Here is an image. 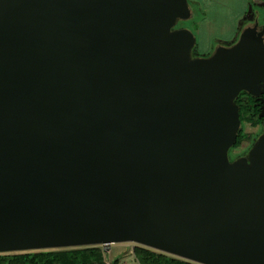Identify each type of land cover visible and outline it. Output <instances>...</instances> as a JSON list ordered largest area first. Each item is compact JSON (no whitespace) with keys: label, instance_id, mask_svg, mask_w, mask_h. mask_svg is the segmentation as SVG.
Segmentation results:
<instances>
[{"label":"water","instance_id":"95a60500","mask_svg":"<svg viewBox=\"0 0 264 264\" xmlns=\"http://www.w3.org/2000/svg\"><path fill=\"white\" fill-rule=\"evenodd\" d=\"M188 0H0V254L134 243L264 264V24L208 56Z\"/></svg>","mask_w":264,"mask_h":264},{"label":"rangeland","instance_id":"374dc122","mask_svg":"<svg viewBox=\"0 0 264 264\" xmlns=\"http://www.w3.org/2000/svg\"><path fill=\"white\" fill-rule=\"evenodd\" d=\"M188 2L193 16L189 21L179 23L177 27H187L194 34L197 40L196 53L200 55L211 52L218 44L229 43L235 39L241 24L248 20L252 13L262 14L264 10V0H188ZM246 25H250L249 22ZM95 246L102 250L106 264L113 263L115 259H118V264H138L134 255L137 244L112 243L107 247Z\"/></svg>","mask_w":264,"mask_h":264},{"label":"trees","instance_id":"16d2710c","mask_svg":"<svg viewBox=\"0 0 264 264\" xmlns=\"http://www.w3.org/2000/svg\"><path fill=\"white\" fill-rule=\"evenodd\" d=\"M196 48V47H195ZM194 56H208L209 52ZM138 264H195L168 254L138 245L134 249ZM171 257V258H170ZM115 259L111 264H118ZM0 264H106L102 250L96 246L46 249L0 254Z\"/></svg>","mask_w":264,"mask_h":264},{"label":"flooded vegetation","instance_id":"af4514ba","mask_svg":"<svg viewBox=\"0 0 264 264\" xmlns=\"http://www.w3.org/2000/svg\"><path fill=\"white\" fill-rule=\"evenodd\" d=\"M248 22L250 25L257 22L259 26H262L264 24V10L262 14L252 13L250 18L241 24V28L245 27ZM236 38L229 43L236 40ZM224 44L227 45L228 43ZM258 86L256 89L257 94L240 92L236 98L235 102L239 107L241 128L235 144L229 150L228 157L230 161L245 156L256 139L264 133V80Z\"/></svg>","mask_w":264,"mask_h":264}]
</instances>
